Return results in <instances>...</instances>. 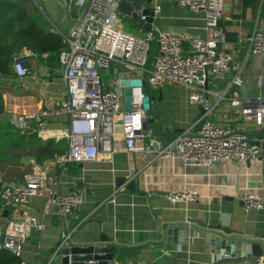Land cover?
Returning a JSON list of instances; mask_svg holds the SVG:
<instances>
[{
  "label": "crops",
  "instance_id": "crops-1",
  "mask_svg": "<svg viewBox=\"0 0 264 264\" xmlns=\"http://www.w3.org/2000/svg\"><path fill=\"white\" fill-rule=\"evenodd\" d=\"M38 1L49 13L46 17L48 25L53 22L55 28L69 35L80 10L77 13L70 10L66 0ZM155 4L161 8L153 28L164 32H188L204 39L209 36L202 12H192L181 6L178 0H154L152 8ZM70 23L72 28L68 33ZM219 25L225 35L224 47L232 52L234 59L228 72L207 83L206 95L212 107L210 119L231 129L242 124L250 134L258 125L253 118H247L240 107H233L230 100L237 97L250 104L258 96L264 98V57L250 53L248 45L253 30L264 29V0L227 1ZM137 31L139 36H143L146 29L138 26ZM184 47L189 50V43ZM23 51L29 57L32 72L22 78L5 79V111L0 114V185L17 186L38 167L55 172L59 192L78 189L83 194L80 208L67 215L61 214L56 206L48 207L46 196L32 200L29 209L44 223L45 229H31L23 253V260L28 264H63L61 255L57 254L62 245L68 242L93 243L101 236L109 238L117 246L115 263L133 260L140 264H210L213 255L206 252L204 242L194 245L192 242L181 243L179 237L167 233L168 227L177 223L196 227L200 220L218 224L221 215L230 210L233 228L241 229L254 238L264 235V207L246 211L243 206V197L250 192L264 196V158L244 163L219 161L211 166H202L187 164L179 157L160 155L179 134L187 130L197 133L199 130L204 109L189 102V88L177 84L161 88L162 99H158L151 89L146 92L156 96L157 118L162 125V133L171 136L168 144L155 143L160 124L154 122L147 127L153 137L149 140L152 151L128 152L125 136L117 127L112 153H102L94 161L56 164V157L68 149L67 139L59 136V132L69 127L70 115L48 116L43 130L52 135L47 137L39 135L38 119L33 120L26 130L16 127L12 119L16 114L54 107L65 99L67 83L64 70L61 63L52 69L47 63V55L41 58L29 50ZM120 67L114 63L109 70H101L108 87L119 79ZM236 78L241 79L240 84L235 83ZM49 139L63 142V145L54 159L40 164L35 157L36 148ZM118 176L136 179L140 190L145 193L117 188L115 180ZM184 188L198 189L199 198L178 204L165 197L167 192ZM114 196L116 201L112 202ZM2 206L0 196V215L8 210ZM18 214L13 208L8 210L9 218ZM2 222L0 219L4 226ZM221 264L264 263L224 261Z\"/></svg>",
  "mask_w": 264,
  "mask_h": 264
},
{
  "label": "built area",
  "instance_id": "built-area-1",
  "mask_svg": "<svg viewBox=\"0 0 264 264\" xmlns=\"http://www.w3.org/2000/svg\"><path fill=\"white\" fill-rule=\"evenodd\" d=\"M119 1L66 2L70 10L74 3L81 8L69 35L53 26V30L62 34L68 44L60 54L67 83L66 97L54 107L14 115L13 124L26 130L33 120L38 119L41 128L38 133L47 137L52 134L43 130L46 118L68 113L69 127L59 132V136L67 139L68 149L56 157V164L94 161L102 153H112L117 127L125 136L128 152L152 151L149 142L153 138L152 133L145 127L148 114L143 87H133L132 109L121 111L123 93L119 79L112 87H108L103 80L101 70H109L116 63L125 66L129 72H143L154 89L174 84L189 88V102L204 109L198 132L187 130L179 134L160 155L179 157L187 164L202 166H211L218 161L244 163L263 159L264 149L252 142L246 126L241 124L231 129L210 119L212 107L206 95L207 83L228 72L234 59L232 52L224 47L225 35L219 25L225 13V3L231 0H178L190 11L204 14L205 29L209 34L206 39L188 32H164L156 28L144 31L143 36L125 32L117 25ZM160 8L159 4L152 8L155 18ZM146 17L141 15L142 20ZM156 42H159V51L152 56ZM185 43H189V50L185 49ZM248 45L250 53L264 57V29L255 28L248 38ZM151 58L153 62L150 65ZM13 66L20 78L29 75L33 69L24 52L16 54ZM235 83L240 84L241 79L236 78ZM230 102L233 107H240L247 118H253L257 125L264 123L262 96L253 99L250 104L237 97L231 98ZM42 196L47 197L48 207L56 206L63 215L78 210L83 202L80 190L59 192L55 172L38 167L17 186L5 183L1 191L3 208H13L19 214L10 217L5 226L0 224V248L22 257L21 264H28L23 260V253L31 229H45L44 223L29 209L32 200ZM165 197L172 203L194 202L199 198V191L184 188L167 192ZM111 200L115 202L116 197ZM243 206L246 211L262 209L264 196L250 192L243 197ZM115 264L140 263L121 260Z\"/></svg>",
  "mask_w": 264,
  "mask_h": 264
},
{
  "label": "water",
  "instance_id": "water-1",
  "mask_svg": "<svg viewBox=\"0 0 264 264\" xmlns=\"http://www.w3.org/2000/svg\"><path fill=\"white\" fill-rule=\"evenodd\" d=\"M153 2L154 0H120L117 11L146 30H152L156 15L152 10ZM141 15H146V19L142 20ZM158 51L159 42H156L154 56L158 54ZM120 72L119 83L123 93L121 111L132 109L133 87L135 86H142L145 92L151 89L156 96L158 95V99H162V91L150 87L143 72H129L125 66L120 67ZM155 95L145 94L144 97L149 117L145 122V127L147 129L149 124L159 123L160 133L155 143L168 144L171 136H164L162 133V125L157 118L159 113L155 104ZM249 136L254 144L264 149V123L258 125ZM115 185L117 188L124 187L127 191L145 193L140 190L136 179H129L127 176H118ZM3 215L8 216V210H5ZM168 229L167 233L170 236L179 237L181 243L190 244L192 242L194 245L200 241L204 242L206 252L213 255L210 264H221L224 261L264 263V235L254 238L251 234L243 233L241 229L233 228L231 210L221 215L218 224H208L200 220L196 222V227H190L186 223H177L170 224ZM116 252L117 246L112 244L109 238L101 236L97 242L93 243L72 244L68 242L59 248L57 254L61 255L63 264H114ZM189 264L203 263L189 262Z\"/></svg>",
  "mask_w": 264,
  "mask_h": 264
},
{
  "label": "trees",
  "instance_id": "trees-1",
  "mask_svg": "<svg viewBox=\"0 0 264 264\" xmlns=\"http://www.w3.org/2000/svg\"><path fill=\"white\" fill-rule=\"evenodd\" d=\"M44 15L48 17L49 13L38 0H0V114L5 111V79L17 77L13 66L16 54L26 49L41 58L47 55V63L52 69L60 64V54L68 44L62 34L52 31L50 18V25L48 21H42L46 18ZM151 62L152 58L149 64ZM101 75L104 78L103 71ZM62 145L63 142L54 139L41 142L36 148V160L42 164L47 159H54ZM2 189L1 184L0 196ZM0 219L5 226L9 215L5 217L2 213ZM21 261L22 257L0 248V264H21Z\"/></svg>",
  "mask_w": 264,
  "mask_h": 264
},
{
  "label": "rangeland",
  "instance_id": "rangeland-1",
  "mask_svg": "<svg viewBox=\"0 0 264 264\" xmlns=\"http://www.w3.org/2000/svg\"><path fill=\"white\" fill-rule=\"evenodd\" d=\"M68 3L70 2V0H66ZM81 9L78 5H76L75 3L73 4V8L72 10L77 13V11ZM45 17H47L46 15H44ZM43 22H47V18H42ZM117 25L119 26V28H121L122 30H124L125 32H129L131 34H134L136 36H139V32L137 31V24L130 21L126 16L122 15V14H119L118 13V22H117ZM136 27V28H135ZM69 29L67 30V32L69 33V31L71 30L72 28V25L70 23V27H68ZM149 93V92H147Z\"/></svg>",
  "mask_w": 264,
  "mask_h": 264
}]
</instances>
